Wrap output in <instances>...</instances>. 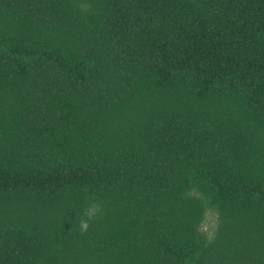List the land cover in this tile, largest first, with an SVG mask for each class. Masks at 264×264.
<instances>
[{"label":"trees","instance_id":"obj_1","mask_svg":"<svg viewBox=\"0 0 264 264\" xmlns=\"http://www.w3.org/2000/svg\"><path fill=\"white\" fill-rule=\"evenodd\" d=\"M0 264H264V0H0Z\"/></svg>","mask_w":264,"mask_h":264},{"label":"rangeland","instance_id":"obj_2","mask_svg":"<svg viewBox=\"0 0 264 264\" xmlns=\"http://www.w3.org/2000/svg\"><path fill=\"white\" fill-rule=\"evenodd\" d=\"M217 220V214L213 211H209L203 227L211 236L214 235L217 228Z\"/></svg>","mask_w":264,"mask_h":264},{"label":"clouds","instance_id":"obj_3","mask_svg":"<svg viewBox=\"0 0 264 264\" xmlns=\"http://www.w3.org/2000/svg\"><path fill=\"white\" fill-rule=\"evenodd\" d=\"M81 227H82L83 229H86V228H87V222H86V221H85V222H82Z\"/></svg>","mask_w":264,"mask_h":264}]
</instances>
